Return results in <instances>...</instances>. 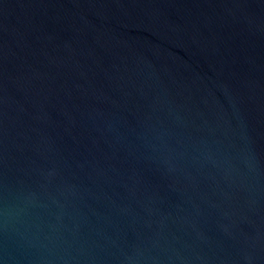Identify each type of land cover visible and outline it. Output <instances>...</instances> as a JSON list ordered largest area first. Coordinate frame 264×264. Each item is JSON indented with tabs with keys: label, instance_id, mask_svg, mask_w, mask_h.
I'll use <instances>...</instances> for the list:
<instances>
[{
	"label": "water",
	"instance_id": "water-1",
	"mask_svg": "<svg viewBox=\"0 0 264 264\" xmlns=\"http://www.w3.org/2000/svg\"><path fill=\"white\" fill-rule=\"evenodd\" d=\"M0 264H264V0H0Z\"/></svg>",
	"mask_w": 264,
	"mask_h": 264
}]
</instances>
